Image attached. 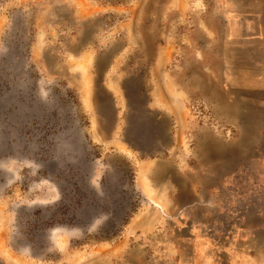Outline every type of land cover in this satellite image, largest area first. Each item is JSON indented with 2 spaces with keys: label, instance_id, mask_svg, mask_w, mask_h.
<instances>
[{
  "label": "rangeland",
  "instance_id": "obj_1",
  "mask_svg": "<svg viewBox=\"0 0 264 264\" xmlns=\"http://www.w3.org/2000/svg\"><path fill=\"white\" fill-rule=\"evenodd\" d=\"M0 264H264V0H0Z\"/></svg>",
  "mask_w": 264,
  "mask_h": 264
},
{
  "label": "crops",
  "instance_id": "obj_2",
  "mask_svg": "<svg viewBox=\"0 0 264 264\" xmlns=\"http://www.w3.org/2000/svg\"><path fill=\"white\" fill-rule=\"evenodd\" d=\"M87 21L89 22L88 19L86 20V22ZM166 51H167V48H164V49H159L154 53L155 56H152L154 57L152 59L153 65L150 67L151 68V71L149 74L150 76L148 75L149 77L147 79L148 86H149L148 88L149 100H148V103H146L144 107L148 113H150L151 115H155V117H157L158 120L164 119V118L167 119L168 117H171L173 119V117H175L176 112L179 110V107H180V105L178 104L176 105V102L174 101L175 92L173 91V88L170 87L169 85L168 74L163 70V67L165 65L164 63L167 60ZM101 61H103V59ZM123 92L126 95V92L125 91ZM170 132L172 136V134L174 133L173 128H171ZM201 146L202 147L200 148V152L204 153L203 151L204 146H208L210 147V150H212L214 157H216V159H218L219 161L226 160L230 162L232 160L231 156L228 157L227 154L224 155L222 153L220 144H214V147H213L212 145L206 143V144H202ZM169 161L170 159L168 158L163 159V160L161 159L156 160L154 162V165L156 168L155 169L152 168L150 173H154L155 175L158 174L160 176L165 177L167 174L169 165H171L172 168L175 167L174 165L176 162H171V164H168ZM163 182H164L163 185L166 189L167 188L171 189V188L176 187V185L173 184L172 181L169 182L165 179V181ZM172 201H173L171 203L172 207L176 208L175 211H181V213L183 212V210H186L188 207H190L194 203V200L192 201L182 200L181 198L176 199V200L174 199Z\"/></svg>",
  "mask_w": 264,
  "mask_h": 264
},
{
  "label": "bare ground",
  "instance_id": "obj_3",
  "mask_svg": "<svg viewBox=\"0 0 264 264\" xmlns=\"http://www.w3.org/2000/svg\"><path fill=\"white\" fill-rule=\"evenodd\" d=\"M210 152V147L207 149L206 154Z\"/></svg>",
  "mask_w": 264,
  "mask_h": 264
}]
</instances>
